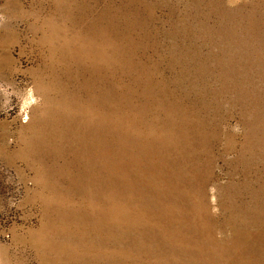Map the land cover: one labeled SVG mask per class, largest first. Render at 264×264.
<instances>
[{
	"label": "rangeland",
	"instance_id": "obj_1",
	"mask_svg": "<svg viewBox=\"0 0 264 264\" xmlns=\"http://www.w3.org/2000/svg\"><path fill=\"white\" fill-rule=\"evenodd\" d=\"M0 264H264V0H0Z\"/></svg>",
	"mask_w": 264,
	"mask_h": 264
}]
</instances>
